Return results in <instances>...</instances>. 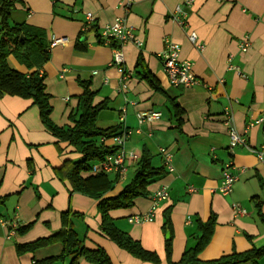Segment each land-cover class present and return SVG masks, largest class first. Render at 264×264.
<instances>
[{"label":"crops","instance_id":"crops-1","mask_svg":"<svg viewBox=\"0 0 264 264\" xmlns=\"http://www.w3.org/2000/svg\"><path fill=\"white\" fill-rule=\"evenodd\" d=\"M183 2L135 0L131 12L125 15L121 0H0V34L6 18L9 24H25L45 38L48 61L39 53L27 58L16 52L9 57V65L22 73L38 71L44 76L54 123L73 126L70 115L77 111L83 92L78 84L81 79L91 81L95 103L109 102L104 111L112 120L109 126L101 127L99 115L97 126L133 132L124 145L125 175L107 174L114 188L105 197L118 195L130 183L145 150L152 156L153 167L164 168V175L148 187V197L137 199L133 207L111 212L119 229L159 255L158 264L179 262L202 235L200 224L212 217L214 231L199 254L201 260L264 247V162L247 147L230 149L224 116L230 109L235 129L246 135L252 147L261 148L264 122L256 121L264 116V0H194L186 27L173 19ZM87 13L94 17L90 23ZM125 16L143 46H123L124 67L131 77L122 88V75L112 64V48L100 33L104 26ZM192 31L204 45L203 51L190 42ZM246 35L252 43L243 52L240 42ZM53 36H66L69 43L51 48ZM166 40L181 45V59L193 63L196 85L175 87L169 83L160 58ZM77 43L84 48L77 49ZM139 61L142 65L138 67ZM146 72L155 77L160 90L144 77ZM173 99L185 112L181 124L171 105ZM143 111L160 112L162 116L140 124L138 114ZM106 144L112 147L113 141ZM161 149L172 155L174 172L165 167ZM78 158L45 128L40 110L31 99L0 91V219L17 224L9 238L11 224L0 223V264H33L59 256L61 243L23 255H18L17 245L58 232L62 228L61 213L68 210L82 214L75 227L85 237V245L105 249L113 264H154L134 257L103 234L97 200L73 191L67 168L61 170L67 159ZM229 162L233 163L237 181L232 193L224 196L218 188L223 166ZM164 184L169 197L159 203L153 220L131 223L130 217L152 208L153 194ZM235 204L246 214L237 216ZM168 208L172 222L170 259L163 230ZM28 225L30 229L21 233L20 229ZM258 264H264V257Z\"/></svg>","mask_w":264,"mask_h":264},{"label":"trees","instance_id":"trees-1","mask_svg":"<svg viewBox=\"0 0 264 264\" xmlns=\"http://www.w3.org/2000/svg\"><path fill=\"white\" fill-rule=\"evenodd\" d=\"M2 22L3 30L0 34V91L11 96L31 99L40 110L42 123L56 138L58 144L66 143L73 153L79 155L78 159H67L61 170L67 168V178L73 191L97 200L103 234L134 257L158 264L160 262L159 255L145 249L129 233L119 229L115 224V219L111 216V212L133 207L137 199L148 197L150 193L148 187L164 175V168L153 167L152 156L145 150L130 183L118 195L105 197L106 193L113 190L114 181L105 173H93L92 167L95 163L114 152L115 148L107 145L106 141L122 134L120 127L103 129L96 124L100 113L108 108V100L95 103V93L91 89V81L78 80L83 92L78 98L77 111L72 112L70 115L73 126H58L51 118L53 107L44 76H41L38 71L29 74L22 73L9 65V57L16 52L22 53L27 58H32L39 53L44 61H48L50 52L44 42L45 38L36 34L33 29L25 24L11 25L6 18H3ZM76 47L77 49L84 48L81 43H77ZM141 65L142 61H139L138 67ZM144 77L149 80L155 90H160L158 82L150 72H146ZM171 105L175 117L181 124L185 114L184 110L174 99L171 100ZM170 215L171 208H168L164 213L163 230L165 234L170 233V237L166 242V252L169 259L172 251ZM78 220H82L81 213L72 212L71 210L62 212V228L58 232L39 238L31 243L18 244V255L33 253L35 250L53 243H61L63 251L59 256L35 260L33 264H54L56 261L66 259H69V264H81L82 261L89 264H113L105 249L99 246L89 248L85 245V237H81L75 227V221ZM30 227L31 225H28L20 229V232L24 233ZM214 227V217L207 223L200 224L202 235L198 238L197 244L187 249L179 262H171V264H244L248 262L258 264V261L264 257V247H262L242 254L225 255L215 260H201L199 254L210 242Z\"/></svg>","mask_w":264,"mask_h":264},{"label":"built area","instance_id":"built-area-1","mask_svg":"<svg viewBox=\"0 0 264 264\" xmlns=\"http://www.w3.org/2000/svg\"><path fill=\"white\" fill-rule=\"evenodd\" d=\"M58 0H53L57 2ZM135 0H121V6L125 11V15L131 12L132 5ZM194 0H184L183 4L179 5L174 13L173 19L181 26L186 27L188 19V10L192 8ZM88 22H92L94 17L91 13H87ZM87 29V27L85 28ZM100 37L105 44L110 46L113 51L112 64L121 73V87H125L126 81L131 75L125 70L124 67V51L123 46L127 43H134L138 47L143 46V43L138 40L134 34L133 28L127 23L126 16L117 18L113 23L104 26L101 30ZM190 42L195 45L199 50H204V45L199 43V38L196 32L192 31L189 33ZM69 43V38L66 36H53L51 41V48L59 45H66ZM251 39L248 35L242 38L240 42V48L243 52L248 51L251 47ZM181 45L172 40H166L165 50L160 54L162 64L168 75L169 83L175 87H190L198 83V79L193 71V63L188 60L181 59ZM162 116L160 112H148L143 111L138 114V121L140 124L152 122L159 119ZM225 123L229 128L230 137V149H234L237 146H244L249 149L250 152L254 153L260 162H264V144L261 148L252 147L245 134H240L233 125V114L230 109L225 110ZM264 122V116L256 121V124ZM121 135H117L111 140L113 141L114 152L111 155L105 157V159L98 161L92 167L93 173H117L119 177H124L126 167L125 161L127 154L124 150V145L127 139L132 135L131 130L121 131ZM160 152L164 155L165 167L169 172H174L175 168L172 164V155L167 153L165 149H161ZM233 163L229 162L223 166L221 183L218 188L219 193L227 196L232 193L237 176L232 172ZM195 191L194 188L190 189ZM169 197V189L167 185H161L157 189L152 197L153 206L152 208L143 214H138L129 218V221L133 224L150 222L154 218V213L159 203L167 200ZM233 210L237 216L245 215L246 210L239 205H233ZM2 224H11L12 230L9 234V238L15 234L17 230V224L15 222H8L0 219Z\"/></svg>","mask_w":264,"mask_h":264},{"label":"rangeland","instance_id":"rangeland-1","mask_svg":"<svg viewBox=\"0 0 264 264\" xmlns=\"http://www.w3.org/2000/svg\"><path fill=\"white\" fill-rule=\"evenodd\" d=\"M110 116V113L109 112H106V111H103L101 114H100V118H99V125L101 127H107L109 126V123L111 122L112 118L111 117H108ZM104 120V121H103ZM77 225L79 226L80 223L78 222ZM82 232H79L80 236L83 237V235H81ZM166 239H167V234H166ZM68 262H69V259H67ZM67 261H56L55 264H67L68 263ZM69 264V263H68ZM244 264H252V263H244Z\"/></svg>","mask_w":264,"mask_h":264},{"label":"water","instance_id":"water-1","mask_svg":"<svg viewBox=\"0 0 264 264\" xmlns=\"http://www.w3.org/2000/svg\"><path fill=\"white\" fill-rule=\"evenodd\" d=\"M22 39H24V38L22 37ZM169 237H170V233L168 232L167 233V239H169Z\"/></svg>","mask_w":264,"mask_h":264}]
</instances>
